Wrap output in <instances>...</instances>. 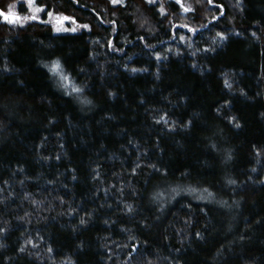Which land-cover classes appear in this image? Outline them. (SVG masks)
<instances>
[{
  "label": "trees",
  "instance_id": "16d2710c",
  "mask_svg": "<svg viewBox=\"0 0 264 264\" xmlns=\"http://www.w3.org/2000/svg\"><path fill=\"white\" fill-rule=\"evenodd\" d=\"M33 4L0 0V264H264V0Z\"/></svg>",
  "mask_w": 264,
  "mask_h": 264
},
{
  "label": "rangeland",
  "instance_id": "374dc122",
  "mask_svg": "<svg viewBox=\"0 0 264 264\" xmlns=\"http://www.w3.org/2000/svg\"><path fill=\"white\" fill-rule=\"evenodd\" d=\"M118 1V0H114ZM27 5L30 11L29 16H23V17H31V18H38L37 17V12L38 9L42 8H36V6L33 4V0H27ZM19 20V15L18 14H7L4 16L3 21L8 23V24H15ZM51 23L54 26L55 32L61 33V32H77L81 25H78L71 21L69 17L66 16H53L51 18Z\"/></svg>",
  "mask_w": 264,
  "mask_h": 264
}]
</instances>
